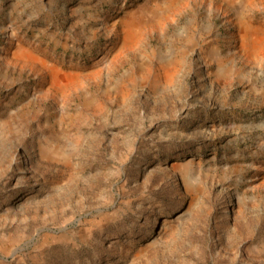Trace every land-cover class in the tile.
Returning <instances> with one entry per match:
<instances>
[{"label": "rangeland", "instance_id": "374dc122", "mask_svg": "<svg viewBox=\"0 0 264 264\" xmlns=\"http://www.w3.org/2000/svg\"><path fill=\"white\" fill-rule=\"evenodd\" d=\"M0 264H264V0H0Z\"/></svg>", "mask_w": 264, "mask_h": 264}, {"label": "bare ground", "instance_id": "6f19581e", "mask_svg": "<svg viewBox=\"0 0 264 264\" xmlns=\"http://www.w3.org/2000/svg\"><path fill=\"white\" fill-rule=\"evenodd\" d=\"M244 30H246V32H247V34L246 33H241L240 35L241 36H243L244 35V37H245V35H247V37L249 36V35H251V37L253 38L252 39V41L251 42H253V43H255V40H258L259 39V34H258V32L257 31H249V29H244ZM240 31H243V30H240ZM244 32V31H243ZM249 33V34H248ZM246 43H242L241 44V47H244V48H246ZM255 45V44H254ZM54 70H55V68L54 67H51L50 68V73H53L54 72ZM53 76V75H52Z\"/></svg>", "mask_w": 264, "mask_h": 264}]
</instances>
